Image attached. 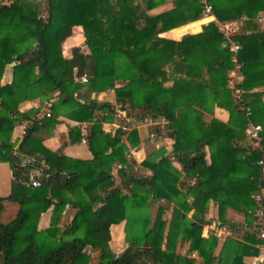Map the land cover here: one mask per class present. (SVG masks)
<instances>
[{"label":"trees","instance_id":"obj_1","mask_svg":"<svg viewBox=\"0 0 264 264\" xmlns=\"http://www.w3.org/2000/svg\"><path fill=\"white\" fill-rule=\"evenodd\" d=\"M45 1L42 15L37 0H0V162L9 164L12 176L11 192L0 195V214L5 200L19 205L14 218L6 223L0 220V264H89L87 249L99 251L96 264H195L194 259L177 253L180 239L189 243L188 253L196 251L203 264H247L244 258L257 252L258 227L246 231L242 239L227 236L217 253V236H202L209 200L217 203L219 222L231 228L227 208L244 213L250 223L255 211L264 206V197L260 202L253 198L264 186L257 164L262 152L238 144L244 139L247 119L236 109L225 86L229 52L221 48L219 68L213 69L211 63L210 74L218 77L210 81L211 86L196 80L200 75L197 58H187L181 65L183 76L174 79L170 87L163 86V68L167 60H172V47L177 45L179 53L186 56L190 44L196 51L213 48L215 41L222 40L215 24L210 22L201 33L173 42L158 38L155 26L158 20L166 23L175 14L167 11L151 17L146 13V9L164 0ZM208 1L221 21L243 16L250 20L264 11V0ZM198 7L190 14L182 11L180 19L162 28L197 19ZM74 26H81L88 52L73 46L67 58L62 55L61 45L72 35ZM236 38L242 44L239 58L247 89L243 99L252 109V121L263 127L264 151V102L261 93L250 92L257 84L256 78L264 76V33L243 29ZM8 65H12V80L1 84ZM82 74L87 75L84 83L76 79ZM108 89L114 90L115 101L122 104L127 116L163 117L168 121L174 139L173 154L182 172L195 179L186 191L180 188L181 173L170 160H156L159 151L149 153L140 162L141 171H121L122 186L128 193L120 187H108L113 162H127L125 142L130 147L140 143L136 129L126 133L119 128L111 134L94 123L87 134L92 158L85 160L53 152L37 139L41 128L50 132L54 127L59 111L78 121H90L95 114L105 121L112 120V104L88 97L90 92ZM206 91L212 93L218 106L229 111L227 123L212 119L207 124L192 107L205 108ZM52 92H57L50 107L56 115L31 119L15 152L13 128L16 122L29 118L16 109L17 100L50 99ZM79 140V130L72 127L69 141ZM143 168L150 174H145ZM34 169L40 170L39 186L30 184V171ZM162 200L173 204L168 227L163 217L167 206ZM157 202L152 219L149 206ZM67 204L75 208V213L61 229L58 222ZM49 208L50 225L39 230L40 216ZM123 220L129 245L114 253L109 246V228Z\"/></svg>","mask_w":264,"mask_h":264},{"label":"crops","instance_id":"obj_2","mask_svg":"<svg viewBox=\"0 0 264 264\" xmlns=\"http://www.w3.org/2000/svg\"><path fill=\"white\" fill-rule=\"evenodd\" d=\"M197 4H199V2L196 0H164L162 3H159L156 6L146 9L147 15L151 17L157 16L159 14H164L167 11H169L168 13L175 14V17L172 16V18L167 20L166 23H163L158 20V23L155 26V29L159 30L157 37L160 39L171 40L173 42H180L183 39L191 35L201 33L203 30V27L206 26L208 23L210 22L214 23V19L216 18L215 15L213 14L212 15H202L200 13L199 17L195 20L185 22L175 27L162 28L163 24H169L171 22H174L180 19L182 11H185L187 14H190L191 10L198 7ZM40 12L44 14L45 9L44 10L40 9ZM240 20L243 23L242 32H243V29L248 31L249 28L250 29L254 28V32L258 31V33H264V11H260L256 17L250 20H248L246 16H243L242 18H240ZM245 24H246V27H244ZM79 30L82 33V36L80 33V37H82L83 39L84 36H83V31H82L81 26H74L72 28V35ZM214 44L215 45L213 46V48L208 46L206 47L205 51L201 49H198L196 51L195 50L196 47H194L195 45L190 44L187 46V49H188L187 56H186V53L184 54L183 52L179 53L177 45L172 47L173 49L171 51L172 60H167L163 68L165 72V75L163 76V79H164L163 86L170 87L173 84L174 79L183 76V72H182L183 70H181V65H185L187 58H189L190 60L197 58V60L200 62V65L198 68V72L200 73V75L196 78V80L202 83V85L204 86H211L210 81L212 79L216 81L218 78V77H215L216 74H214V76H211L210 74L211 63H214L213 69L219 68L218 61H219V57L222 56V53L220 52V50L221 48L224 47L222 44V40H221V43H218L217 41H215ZM73 46L75 45H72V47ZM72 47L70 49H72ZM85 52H88V51H85ZM263 61H264V58H263ZM212 72L214 73V70ZM12 76H13L12 65L11 66L8 65L5 68L3 75L1 77V84L10 83L12 80ZM256 80H258L256 82L257 84L251 89L250 92L261 93V101L264 102V76L260 74V76L257 77ZM120 82L122 84L124 83V81L122 80ZM121 83H117L116 85H119ZM56 94L57 92H52L50 94V99L33 98V99H18L17 100L16 109L21 113L27 114L29 118L22 119L16 122L13 128V131L11 134V141H13L14 143L16 142L15 147H17V144L20 142V139H21L20 138L21 124L25 123L26 125H28L29 123H31V119H35V120L41 119L43 117V109L45 107V103L48 100H52L53 102L56 99ZM88 97L90 99H94L95 101L99 103L108 102L110 104H113L114 102H116L115 92L113 89H108L106 91H101V92H90L88 94ZM83 99L85 100L86 97ZM205 99H206L205 108L192 105V107L196 111L201 113L202 121L208 124L212 119H217L223 123H227L229 120V116H230L229 111L226 108L217 105V103L213 100V95L210 91H206ZM14 102H16V100H14ZM53 113L56 115V112L51 111L52 115H54ZM260 117L261 119H263V116H260ZM56 120H57V123L50 130V132L46 131L44 128H41L39 132L36 134L37 139L40 140L41 144L53 152H58V154L65 155L70 158L84 159V160L91 159L92 153L89 150L87 142L81 143L80 141H77V142L69 141V131L72 127H75V123L79 121L68 118L66 114L63 113V111H59V114L56 115ZM138 120H140V122L142 123H139L135 120L133 123H131V127L137 130L140 143L136 147H130L127 141L125 142L128 147V151L126 153L127 162L126 163H121L118 161L113 162L112 167H111V175H112L111 184H109L108 187L109 188L120 187L124 193H128V189L122 186V182L124 181V178L120 174L121 171H131V170L132 172L141 171L140 162L149 153L151 154V153H156L159 151L158 156L156 157V160L160 159L161 157H167L170 160L171 164L181 173L180 183H179L180 188L182 189L183 192L186 191L187 187L192 185L195 179L192 177L186 176L184 172H182L181 164L178 161L177 157L173 154L174 139L169 134L168 127H167L168 121L163 117H158V118L153 119L149 116L145 117L144 119H138ZM106 121L110 123L112 120H106ZM144 125L149 126V132L147 131L146 133L147 129L146 127L144 128ZM108 127L109 126L105 125L102 128L104 131L108 132L107 131ZM150 132H153L155 136L150 137L149 136ZM110 133L113 134L114 131H110ZM238 144L243 145V146L246 145L248 146L249 149H252V147H250V144L246 140V138L239 140ZM204 151H205V158L207 162H209L210 161L209 149L207 146H205ZM118 163L124 165V167H118L117 166ZM128 164L131 165V168L128 166ZM143 169H144L145 174H150L149 170L145 168ZM37 172H38L37 170H33L34 175H36ZM261 173H262V177L264 178V173L262 171ZM257 193H259L261 197H264V186H260V190ZM188 201H191V198H188ZM161 203L167 206L163 217L167 221L166 227H168V222L172 215L173 204L171 203L167 204V202L163 200ZM263 209H264V206L261 204L260 207L253 214V216L255 217L254 220L248 223L245 220L244 213L237 211L230 207L227 208L226 218L233 225V228H231V226H228L227 224H222L229 228V233L228 234L221 233V235L222 234L225 235V238H226L227 236H231L230 233L232 232L233 236L231 237L236 238V239H242L246 231H252V230L254 231L255 228L261 224L262 220L259 215V212ZM74 213H75V208H73L70 204H67L66 208L61 213L58 226L61 225L62 219H66L67 217L68 219L64 224L65 225L68 224L70 220L72 219V216L74 215ZM192 213H193V210H191L188 213V216H191ZM51 215H52L51 208H49L47 211L41 214L39 222H38L39 230L45 229L50 225ZM214 216L216 217V219L211 220V218ZM205 221H207L206 223H209L212 221H215L216 223H220L218 220L217 203L214 202L213 200H209L208 202V209H207V212L205 213ZM206 223L204 224V226L206 225ZM124 226H125V220L119 223H113L110 225L109 230H110L111 239L109 241V246L114 253H116L114 251L116 249H113V246H116L117 244H118L117 246H120L119 245L120 239H122V237L125 234ZM204 226H203V229H204ZM202 236L205 237V235L203 234ZM224 240H220L222 242H220L218 247L216 248V253L219 251ZM188 244L189 243L187 241L180 239L177 243V252L181 255H184L183 248L185 250H188ZM191 255H192V259L202 262L201 258L197 255L196 251H192ZM250 256H246L244 258V261L248 262Z\"/></svg>","mask_w":264,"mask_h":264},{"label":"built area","instance_id":"obj_3","mask_svg":"<svg viewBox=\"0 0 264 264\" xmlns=\"http://www.w3.org/2000/svg\"><path fill=\"white\" fill-rule=\"evenodd\" d=\"M199 9L202 15H212L213 8L208 0H199ZM214 15V14H213ZM214 24L217 27L218 31L222 35V44L229 52V61H228V69H227V78H226V88L230 91L231 97L234 102V106L239 111L243 112L244 116L247 119V122L244 127V138L249 142L250 147L252 149H258L262 152L260 159L257 161V164L260 166L261 171L264 173V151L261 146L262 135L261 132L263 127L259 123H255L252 121V109L251 107L244 101V94L247 92V89L244 88V71H243V62L239 58V52L242 48V44L236 38L238 35L242 33L243 23L240 19H230V20H218L214 19ZM248 33V31H247ZM80 83H84L87 81V75L82 74L79 78H76ZM52 105V100H48L45 103V107L43 109V116L51 117L50 107ZM115 115L113 116L112 121L109 123L103 120L100 116L96 115L92 120L87 121H79L75 123V127L79 130L80 134V142H87V134L94 123H99L101 126H109L107 131H116L117 129L125 130V126L121 124L122 121L126 119L127 112L122 106L121 103L114 104ZM24 123V122H23ZM18 124V123H17ZM27 129V125L21 124V134L20 138L24 136ZM150 137H154L155 134L153 132L149 133ZM20 139V141H21ZM16 152V147L14 148ZM14 152V153H15ZM118 167H124V165L118 163ZM38 172L36 175H32L30 177V184L32 186H39L40 180L37 178L40 173L39 169H34ZM253 198L260 202L262 197L259 193L253 195ZM261 217V224L258 226L257 238L259 241L256 243L255 247L257 249L256 254L249 257L247 264H264V217L263 210L259 212ZM207 230L210 229L211 233L218 236L221 233L228 234L229 228L227 226L222 225L221 223H216L215 221L206 223ZM90 250V249H89Z\"/></svg>","mask_w":264,"mask_h":264},{"label":"rangeland","instance_id":"obj_4","mask_svg":"<svg viewBox=\"0 0 264 264\" xmlns=\"http://www.w3.org/2000/svg\"><path fill=\"white\" fill-rule=\"evenodd\" d=\"M3 2L4 3H9L10 0H3ZM37 2L39 3L40 9L44 10L45 7H46V1L45 0H38ZM44 14H42V15H44ZM80 33H81V31L79 30V31L75 32L71 37H68L67 38L68 40L65 39L62 42V45H61L62 46V55L64 57L69 58L71 56V49L70 48L72 47V45L80 46L83 51H88L87 46L84 44V38L82 39V37H80ZM81 36H82V33H81ZM114 104H117V102H114L112 104L113 109H114ZM135 120L137 122H139V123H142V122H140V120L135 119L132 116H126V119L121 122V124L126 127L125 130H123V131H125L127 133V132H129V129L130 130L133 129L131 127V123H133ZM145 127L147 129L146 130V133H147V131L149 132V126L148 125H144V128ZM29 159H31V158H29ZM10 172H11V169L9 167V164L7 162H5V161H1L0 162V195L1 196L8 195L11 192V179H12V176H11ZM30 174L34 175L33 174V170L30 171ZM150 196H152V195L149 194V197ZM157 204H158V202H157ZM157 204H152L151 203L150 206H149L150 207L149 212H150V215H151L152 219H154V217L156 215V211H157V206L156 205ZM18 207H19L18 203L5 200L4 201V209H3V211L0 214V220L2 222H4V223L10 221L12 218L15 217ZM67 219H68V217L66 219H62L61 225L59 226L61 229L64 228V225H65L64 223L67 221ZM214 219H216L215 216L211 218V220H214ZM124 233H125V230H124ZM202 234L205 235V237H208L212 233H211V230L210 229L207 230V226H204V229H203ZM230 234H231V236H233L232 235L233 234L232 232ZM217 238L219 240L218 242L220 243V242H222L220 240H224L225 239V235L219 234L217 236ZM117 245L116 246H113V249H116V250H114L116 253H119L127 245H129V240H128L127 236H126V233L124 234V236L122 237V239H120V243H119L120 246H117ZM176 251H177V248H176ZM87 253L90 256L89 264H96L97 259H98V253H99V251L98 250H89V249H87ZM183 253H184V255H187L190 259L192 258L191 253H188V250H185L184 248H183ZM194 261H195V264H202V262H200V261H197V260H194ZM196 261H197V263H196Z\"/></svg>","mask_w":264,"mask_h":264},{"label":"water","instance_id":"obj_5","mask_svg":"<svg viewBox=\"0 0 264 264\" xmlns=\"http://www.w3.org/2000/svg\"><path fill=\"white\" fill-rule=\"evenodd\" d=\"M11 66V65H10ZM258 226H260V225H258Z\"/></svg>","mask_w":264,"mask_h":264}]
</instances>
